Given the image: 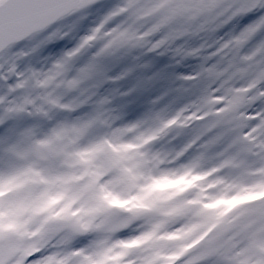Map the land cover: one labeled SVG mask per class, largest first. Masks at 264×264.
<instances>
[{
  "label": "snow or ice",
  "instance_id": "obj_1",
  "mask_svg": "<svg viewBox=\"0 0 264 264\" xmlns=\"http://www.w3.org/2000/svg\"><path fill=\"white\" fill-rule=\"evenodd\" d=\"M0 264H264V0H0Z\"/></svg>",
  "mask_w": 264,
  "mask_h": 264
},
{
  "label": "rangeland",
  "instance_id": "obj_2",
  "mask_svg": "<svg viewBox=\"0 0 264 264\" xmlns=\"http://www.w3.org/2000/svg\"><path fill=\"white\" fill-rule=\"evenodd\" d=\"M182 70H185V69H182Z\"/></svg>",
  "mask_w": 264,
  "mask_h": 264
},
{
  "label": "trees",
  "instance_id": "obj_3",
  "mask_svg": "<svg viewBox=\"0 0 264 264\" xmlns=\"http://www.w3.org/2000/svg\"><path fill=\"white\" fill-rule=\"evenodd\" d=\"M185 71H186V69H185Z\"/></svg>",
  "mask_w": 264,
  "mask_h": 264
}]
</instances>
